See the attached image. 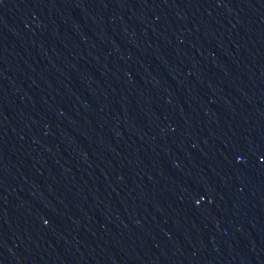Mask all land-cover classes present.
<instances>
[{"label":"water","instance_id":"obj_1","mask_svg":"<svg viewBox=\"0 0 264 264\" xmlns=\"http://www.w3.org/2000/svg\"><path fill=\"white\" fill-rule=\"evenodd\" d=\"M122 264H264V54Z\"/></svg>","mask_w":264,"mask_h":264}]
</instances>
